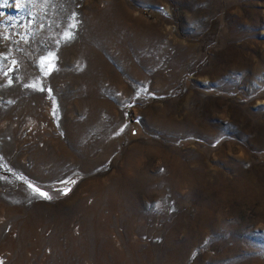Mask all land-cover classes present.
Returning a JSON list of instances; mask_svg holds the SVG:
<instances>
[{
  "label": "rangeland",
  "instance_id": "1",
  "mask_svg": "<svg viewBox=\"0 0 264 264\" xmlns=\"http://www.w3.org/2000/svg\"><path fill=\"white\" fill-rule=\"evenodd\" d=\"M0 68L4 264H264V0H0Z\"/></svg>",
  "mask_w": 264,
  "mask_h": 264
},
{
  "label": "snow or ice",
  "instance_id": "2",
  "mask_svg": "<svg viewBox=\"0 0 264 264\" xmlns=\"http://www.w3.org/2000/svg\"><path fill=\"white\" fill-rule=\"evenodd\" d=\"M48 0H45V3H47ZM71 23H69L66 27L65 30L63 32V34L60 37V40L62 41H69L71 39L74 38V32L72 31V29H75L78 25V20L76 19V14L73 13L72 17H70ZM5 39H7V37H4ZM57 43H60V41H57ZM4 59H7V57H4ZM57 59L56 53L55 51H49L45 56H42L39 60V64L42 68L46 67L47 71L44 72V75L47 76L49 75L52 71L55 70V61ZM12 65L15 67H18V62L13 59L12 60ZM14 68H9L7 71H4L2 68H0V72H3V75L7 76L9 72L14 71ZM8 85H11L13 83V80L11 78L8 79L7 81ZM25 87L28 88H33V89H37L39 87V83L38 82H33L31 84H25ZM40 90L43 91L44 89L42 87H40ZM49 92H51V89L48 90ZM139 95V93H138ZM55 113V109L53 110ZM121 131H123V129H121ZM161 171H163V169H161ZM20 179L24 180V177H19ZM27 182V181H25ZM67 181H61V183H66ZM73 183H75V181H72ZM28 187L32 188L33 191L35 193H38L40 196L46 198V199H51L52 197L49 196V194L47 192L41 191V189L39 187H35L32 183H28ZM67 191H70V189H65L64 190V194H67ZM157 208L160 207L159 204L156 205ZM0 264H4L3 260L0 259Z\"/></svg>",
  "mask_w": 264,
  "mask_h": 264
}]
</instances>
